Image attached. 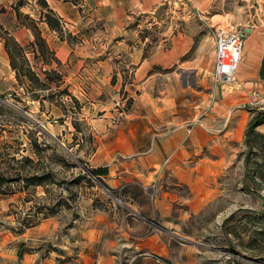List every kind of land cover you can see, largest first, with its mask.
I'll return each mask as SVG.
<instances>
[{
  "label": "crops",
  "instance_id": "obj_1",
  "mask_svg": "<svg viewBox=\"0 0 264 264\" xmlns=\"http://www.w3.org/2000/svg\"><path fill=\"white\" fill-rule=\"evenodd\" d=\"M162 1L89 0L81 5L89 11L88 53L73 49L44 21L37 23L60 63L89 59L73 85L80 95L85 86L95 94L89 107L96 137L92 167H105L107 173L97 177L122 193L121 199L106 193L105 210L92 211L74 229L72 251H65L69 257L56 254L57 264H225L223 258L194 252L183 232L187 222L203 214L211 223L204 231L224 236L222 225L236 213L264 219V199L241 192L238 172L252 111L261 109L250 102L251 91L261 85L264 44L259 27L245 28L235 88L227 90L213 84L215 38L204 23L190 17L177 30L173 5L166 6L170 13L162 35L144 50L148 38L137 37L132 18L155 12ZM193 1L202 11L211 2ZM46 2L75 35L80 5ZM0 5H11V0H0ZM11 23L16 41L32 38L29 28ZM121 91L127 92L125 99L131 97L126 109L118 108ZM152 182L157 187L153 200L144 190ZM54 263L50 256L40 260ZM19 264L33 263L22 259Z\"/></svg>",
  "mask_w": 264,
  "mask_h": 264
},
{
  "label": "rangeland",
  "instance_id": "obj_2",
  "mask_svg": "<svg viewBox=\"0 0 264 264\" xmlns=\"http://www.w3.org/2000/svg\"><path fill=\"white\" fill-rule=\"evenodd\" d=\"M43 1L11 0V5H0V264H19L22 259L40 264L46 256L54 258V264H57L56 254L72 251L69 243L73 241L74 229L83 225L92 211L105 210L106 193L122 198L121 192L112 191L101 178L89 172L94 165L92 156L96 144L89 107L95 94L85 86L80 95L73 85V79L78 78L89 59L83 56L78 61L73 59L71 63L58 64L48 55V64H45L34 58L33 48L29 45L34 39L33 34L31 39L25 37L18 41L41 79H44L41 66L56 68L62 74V82L52 81L51 90H43L23 76L18 80L9 64L3 38L7 31L11 34L12 20L18 24L16 10L39 23L40 16L46 11ZM63 1L80 5L76 24L79 30L73 35L60 20L61 35L73 49L88 53L89 11L81 5H89V0ZM159 5L155 12L132 18L137 37L142 41L144 37L148 38L145 51L163 33L170 13L166 9L168 5H173L171 15L177 21V30L181 29L180 23L185 17L200 20L208 33L206 23L210 20L225 31H233L238 26H257L264 44V0H211L203 11L193 0H163ZM154 21H160V25L153 24ZM92 27L99 29L96 24ZM261 65V85L256 88L260 93L259 101L264 98ZM236 77L237 73L235 80L223 88L234 89ZM63 89L77 98L79 110ZM118 97L122 100L119 109L130 106L131 97L125 99L126 91H121ZM252 104L261 107L260 103ZM252 112L255 118H264V110ZM74 117L77 118V129L72 122ZM255 131L264 133V123ZM250 138L252 146L248 144V137L245 138L238 154V172L243 179L241 192H252L264 199V139ZM206 220L203 214L194 215L184 227L183 232L189 236L195 253H202L205 258H223L225 264L236 261L239 264H264V219L261 216L236 213L222 225L224 236H218L215 230L207 234L203 227L211 223ZM62 243L69 245L68 248ZM212 245L220 249H212Z\"/></svg>",
  "mask_w": 264,
  "mask_h": 264
},
{
  "label": "trees",
  "instance_id": "obj_3",
  "mask_svg": "<svg viewBox=\"0 0 264 264\" xmlns=\"http://www.w3.org/2000/svg\"><path fill=\"white\" fill-rule=\"evenodd\" d=\"M43 4V6L46 8V11L40 16V21H44L48 25V27L51 30L57 32L62 39L61 32L63 28L60 22V18L49 7L45 0L43 1ZM16 15L18 24L29 28L34 36V39L29 42V45L33 48L34 58L36 60L41 59L43 63L48 64L47 56L50 55L51 58L59 64L60 62L54 56V51L49 47L45 38L41 35V32L37 25V21L28 15H22V13L18 9L16 10ZM6 35L7 36L3 38L4 48L8 54L9 64L15 72L16 78L18 80H20L21 76L26 77L28 80L36 82L39 86H41V89L43 90H51L50 84L52 81H57V83L62 82V74H60V72L56 68H44V66H41V74L44 75V79H41L39 76L40 74L36 72L31 66L30 60L27 57V53L24 47L18 41H16L8 31L6 32ZM145 54H147V52H144V55ZM260 73L262 76L264 75V58L262 60ZM57 87H59V85H57ZM63 91L66 92L70 100L74 103V107L79 110L80 105L77 98L67 92V90L63 89ZM129 100L131 103V99ZM72 122L74 127L77 129V118L74 117ZM262 123H264V118L261 119L255 117H253L252 121L250 122L246 130V138L248 137V144L250 145V147L252 146L250 137L254 136L255 138L264 139V133L255 131V128ZM89 172H91L94 176H98L101 174H106L107 169L105 167H98L90 169ZM262 176L264 177V174H262Z\"/></svg>",
  "mask_w": 264,
  "mask_h": 264
},
{
  "label": "built area",
  "instance_id": "obj_4",
  "mask_svg": "<svg viewBox=\"0 0 264 264\" xmlns=\"http://www.w3.org/2000/svg\"><path fill=\"white\" fill-rule=\"evenodd\" d=\"M208 27L209 34L216 41L215 64L212 71L213 84L220 86L231 84L235 80L247 31L242 27H237L233 31H225L214 25H208ZM259 96V91L252 90L250 102L260 103V108L264 110V98L259 101ZM144 190L148 198L153 200L157 192L156 183L145 185Z\"/></svg>",
  "mask_w": 264,
  "mask_h": 264
}]
</instances>
